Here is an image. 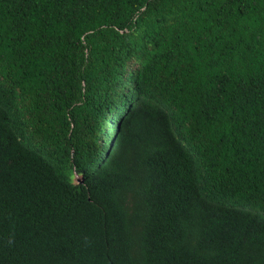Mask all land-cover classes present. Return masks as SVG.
Masks as SVG:
<instances>
[{"label": "trees", "instance_id": "1", "mask_svg": "<svg viewBox=\"0 0 264 264\" xmlns=\"http://www.w3.org/2000/svg\"><path fill=\"white\" fill-rule=\"evenodd\" d=\"M0 264H264V0H0Z\"/></svg>", "mask_w": 264, "mask_h": 264}]
</instances>
